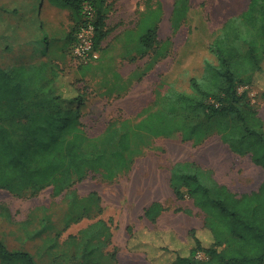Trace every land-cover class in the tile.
I'll list each match as a JSON object with an SVG mask.
<instances>
[{"label": "trees", "instance_id": "16d2710c", "mask_svg": "<svg viewBox=\"0 0 264 264\" xmlns=\"http://www.w3.org/2000/svg\"><path fill=\"white\" fill-rule=\"evenodd\" d=\"M50 1L58 9L66 6L73 14L74 27L64 54L37 65L9 70L0 67V191L22 197L51 188L57 198L91 175L114 182L120 173L131 168L133 159L153 147L156 137L180 135L183 142L191 140L193 145H200L207 140V124H214L215 135L232 153L249 157L264 170V121L249 96L239 93L240 85L244 84L258 89L264 99V0H250L245 12L227 20L215 33L210 51L217 63L207 61L203 76L191 79L194 95H169L176 99L174 106L178 113L163 105L153 112H163V117L153 124L145 125L148 114L122 120V132H136L137 142L136 145L135 140L126 142L127 155L117 153L116 167L105 166L99 152L87 151L91 138L82 122L87 94L67 81L62 69L67 58L74 64L72 47L85 2H90L97 11L95 49L105 52L101 44L112 32L106 25V0H66V4L64 0ZM143 2L145 11L141 12L135 30L128 33V38L137 43L141 58H150L142 77L168 56L172 43L158 40L164 13L162 2ZM173 8L170 22L176 34L188 17L190 0H175ZM115 79L120 81L118 77ZM118 87L113 86L114 93ZM194 114L203 116V124ZM169 185L178 202L189 199L204 214L203 228L209 234L192 230L187 243H181L172 232L144 230L133 236L130 246L143 244L142 249L152 256L162 252L169 259L166 264H264V182L258 191L239 196L221 185L212 170L195 162H179L170 170ZM92 201L96 207L81 205L71 212L68 217L73 219L71 224L102 215L101 197L92 193L86 203ZM168 211L170 208L163 203L153 202L144 210V216L156 224ZM175 212L189 211L177 208ZM35 214L30 221H34ZM84 233L89 235L83 237ZM111 237L107 223L96 222L81 233V242L77 241L79 249L71 256V262L102 263L99 259L106 254L96 258L90 249L95 241H103L107 249ZM199 255L204 259H199ZM110 256L116 258V253ZM0 264L39 263L30 253L11 251L0 240Z\"/></svg>", "mask_w": 264, "mask_h": 264}, {"label": "rangeland", "instance_id": "374dc122", "mask_svg": "<svg viewBox=\"0 0 264 264\" xmlns=\"http://www.w3.org/2000/svg\"><path fill=\"white\" fill-rule=\"evenodd\" d=\"M110 1V9L114 14H119V25L123 27L131 28L137 25L141 12L145 11L143 0ZM160 1L164 13L158 40L161 43L172 41L169 54L152 72L143 76L141 83L138 81L135 84L127 97L123 96L120 88L123 83L111 78L113 74L109 67L103 68L106 72L105 78L101 76V69L97 67L101 61L78 67L67 58L62 65L66 80L87 94V106L82 117L85 132L91 138L87 151L102 154L105 166L116 167L118 162L116 155L126 154L124 147H127V141L135 140L133 145H136V132H122L123 119H134L141 114H148L145 125L153 124L155 120L163 117V112L153 113L154 111L163 105L175 109L176 99L170 97V94L194 95L190 85L191 79H200L203 76L207 61L217 63L210 51L215 33L227 20L245 12L250 3V0H190L191 9L187 19L181 29L173 34L170 19L175 0ZM43 3L44 0H0L1 28L3 26L4 29L7 28L8 21L10 23L14 17H18L15 32L11 33L13 37L0 32V65L5 69L34 63L36 55L39 54H28V47H38L41 54L45 51L40 23L43 18L56 22L65 19L64 12L48 6L43 8ZM13 7L21 11L18 16L11 14ZM117 18L114 17L115 20ZM153 18H157L156 11ZM36 26L40 36L35 30ZM73 27L74 22L71 28ZM29 40L33 42L28 44ZM149 60V57L141 60L143 70ZM136 65L140 68L139 62ZM262 69L264 71V63ZM119 70L126 71L123 64ZM114 85L119 86L115 93L112 90ZM239 93H246L249 96L251 103L256 105L264 120V99L261 92L242 84ZM172 111L179 112L176 109ZM194 117L197 121L200 119L203 124V116L194 114ZM214 130V124L206 125L207 140L200 145H193L191 140L182 142L180 135L156 137L153 147L133 159L131 168L125 173H120L114 182L105 181L101 175H91L57 198L53 196L51 188L37 195L27 193L28 195L22 197L9 191H0V240L11 251L30 253L39 264H76V261L71 262L70 258L75 256L79 249L77 241L81 242V233L100 219L107 223L112 237L108 250L105 249L103 241L93 242L94 248L90 249L93 256L98 258L116 248L119 259L117 264H126L127 260L134 259L139 262L142 256L130 254L126 245L128 244L129 249L133 236L140 230L153 228L146 220L144 210L154 201H160L171 210V213L163 217L161 225L165 227L175 225L182 230L196 229L195 231L207 232L203 228L204 214L189 199L184 202L176 201L170 189V170L175 162L188 160L212 170L215 179L221 185H228L229 188L226 187L239 196L252 190L256 183L253 181L255 176L252 171L255 165L251 164L250 158H240L232 153L215 135ZM92 193H97L101 197L102 215L97 217L93 215L91 219L85 218L71 224L73 219L68 217L72 215L71 212L80 209L81 205H90L91 208L97 206L93 201L86 203ZM177 208L188 210L190 213L178 215L172 213ZM39 209L44 210L39 212ZM34 214V221H30ZM63 218L65 219L62 220ZM88 235L84 233L83 237ZM153 256H158L157 259L161 260L165 254ZM198 258L204 259V256L199 255ZM99 261L103 262V258Z\"/></svg>", "mask_w": 264, "mask_h": 264}, {"label": "crops", "instance_id": "0c3cea01", "mask_svg": "<svg viewBox=\"0 0 264 264\" xmlns=\"http://www.w3.org/2000/svg\"><path fill=\"white\" fill-rule=\"evenodd\" d=\"M6 1H8V0H6ZM64 4H66V0H64ZM110 4H111V1L106 0L105 6L108 8V13L106 14L107 15L106 25H107V28L109 30H112V32L110 33L108 38L101 44V47L103 49H105V52H103V53L98 52L101 56V59H100L101 62H100V65L97 67L99 69H101V76L103 78H105V73H106L105 71H103V68L109 67L110 71L113 74V76H111V78L112 79L113 78L115 79L116 77L119 78L118 80H120L123 83V85H122L123 86V89H122L123 93L122 94H123V96L127 97L128 95L131 94V91L135 87V84H137L138 81L141 83L142 79H143V77H142L143 69L141 68L142 58H141V55L137 52V49H136L137 43H135L134 39L128 38V33L135 30L136 24L133 25L131 28L128 26H125V27L120 26L119 25V23H120L119 14L118 13L114 14V12L111 11ZM28 5H30V3ZM44 6L45 7L48 6L50 8H56L54 5H51L50 0H44L42 7L44 8ZM13 9L14 10H13V12L11 11V14L14 13L18 16L20 14L19 12H21V11L15 10L16 8H14V7H13ZM56 9H58V8H56ZM58 10H60L62 13L64 12L65 19L63 21L56 22V21H53L50 19H49L50 21H48L46 18H45V20L43 18V20H41V22H40L41 23V29L43 30V34H42L43 39L45 40V42H44V44L46 46L45 51L41 54L38 47H36V46H32L30 48L28 47V49H29L28 54L30 53L31 55H34L36 53L39 55H36V61L34 63L28 64V65H22V66H32V65H37V64L47 62L52 58L61 57L64 54L63 51L67 50L68 35L73 29V28H71L72 23H73L72 22L73 21V14L70 10H68L66 8V6L63 9L60 8ZM0 12H1V9H0ZM114 17H118V18L115 20ZM14 18H15L14 20L13 19L10 20V23L8 21L7 28L4 29V26L1 28L2 25H0V32L1 31L5 32L7 34L6 36L13 37L11 35V33L15 32V26H17V24H18V22L16 20L18 17H14ZM31 28H32V26H30V29ZM35 30L38 31V26L35 27ZM38 33L40 36L39 31H38ZM32 42H33V40H29L28 44H31ZM67 56H68V53H67L66 57ZM137 62H139L140 68H138L139 66L136 65ZM122 64L124 65V68L126 70L124 72L119 70V67H122ZM0 67L2 69H5L1 65H0ZM6 70H9V69H6ZM138 118L139 117L137 116L134 119H138ZM181 141H182V139H181ZM250 161H251V159H250ZM179 162H191V161L179 160V161H176L175 163H179ZM251 164H253L252 161H251ZM254 167H256L257 170ZM253 169H255V170H253ZM253 169H252V171L254 172V176H255V179H253V181L255 180L256 183H255L252 190L241 193V195L250 194L252 192L258 191L260 186L264 182V170L258 166H253ZM226 186L228 187V185H226ZM154 202H160V201H154ZM152 203L153 202H151L146 208H148ZM169 213H171V210L164 213L158 219L156 224L151 223L152 227H153L152 229L145 228V230L150 231V232H158V231L172 232V233H174V236L178 242L187 243L188 234L193 229L192 230L191 229L182 230L175 225H172L169 227H165V226L161 225V221H162L163 217L165 215H168ZM172 213H175L178 215V214H182L184 212L176 213L175 210H173ZM184 214H186V213H184ZM98 221H101V220L99 219V220H97V222ZM143 246H145V245L140 244V243L139 244H133L128 249V244L126 245V249L130 254H133L136 256H142V260H139V262H137L138 261L137 259H134L131 261L127 260L126 264H158V263L159 264H166V263H168L169 259L166 257L159 260V259H157V256L148 255V251H144L142 249ZM109 247H110V245H109ZM109 247L107 248V250L109 249ZM116 252H117L116 248L112 252L108 251L106 254V257L103 258V262L100 264H117L119 262L118 255H116V258H112L110 256V254L116 253ZM159 253L161 254L162 252H159ZM152 261H155V263H153ZM157 261H158V263H157Z\"/></svg>", "mask_w": 264, "mask_h": 264}, {"label": "built area", "instance_id": "2783aa9c", "mask_svg": "<svg viewBox=\"0 0 264 264\" xmlns=\"http://www.w3.org/2000/svg\"><path fill=\"white\" fill-rule=\"evenodd\" d=\"M81 16V24L72 47V58L75 65L89 66L100 60V54L95 49L97 11L94 5L85 2L81 8Z\"/></svg>", "mask_w": 264, "mask_h": 264}]
</instances>
